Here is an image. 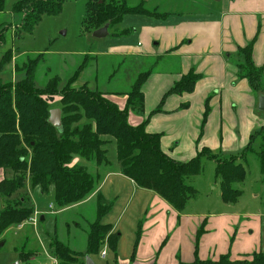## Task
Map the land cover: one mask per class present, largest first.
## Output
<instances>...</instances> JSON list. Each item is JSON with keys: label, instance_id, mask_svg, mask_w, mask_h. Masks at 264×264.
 Instances as JSON below:
<instances>
[{"label": "rangeland", "instance_id": "rangeland-1", "mask_svg": "<svg viewBox=\"0 0 264 264\" xmlns=\"http://www.w3.org/2000/svg\"><path fill=\"white\" fill-rule=\"evenodd\" d=\"M19 1L6 0L5 12L0 13V39L2 37L0 43V63L7 52L11 51L12 53L11 63L7 64L0 71V81L5 84L19 82L24 78V75L15 73V65L18 63L22 67L26 61L37 60L41 56L35 73V84L39 89L45 88L52 79L59 78V90H62L70 79L75 76L76 72L83 69L78 76V80L74 83V88L81 89L87 86L91 91L120 94L130 93L141 73L165 70L173 71L178 66L174 60L158 63L157 59L131 55L133 52L132 48H136L138 44H140L139 47H141L142 51L150 49L152 53L158 52L157 41L152 40V37L151 39L150 37H139L145 24L150 22L163 23L167 20L168 16V18L170 16L171 18L167 22L174 21L177 13L188 18L198 17L205 11V8H210L211 6L220 9L222 7V4H215L219 0H105L106 5L116 4L117 6L121 5V3L123 4L125 1L128 7H140L151 15H128L121 24L109 29L108 36L97 39L93 36L94 32L86 28L88 17L87 4L89 0H77L65 3L59 15L44 17L32 34H22L20 32L21 27L24 25L25 16L12 13L13 5ZM124 51L129 52L130 55H119V53ZM151 57L153 58V56ZM230 64H235L234 59L230 61ZM216 81L214 73L204 70L201 79L197 83L200 82L205 91L209 93L213 91L211 86ZM261 90L260 93L252 92V95L256 99L253 105H250L248 101L247 103H242L236 100L232 102L230 107L225 106L221 109L219 103L216 102L217 106H214V100L212 101L209 98L203 104L202 102L198 104L194 102L192 109H198L200 113L201 109H203L202 122L204 115L208 114L206 116L207 122L201 123L198 129L199 134L194 142L196 151L192 153L193 155L177 153L178 156L185 159L189 158L190 160L192 156L197 157L204 148H208L216 155L218 161L239 157L249 143V136L254 135L256 132L253 131V133L248 135L249 133L246 130L248 131L251 125L253 126L255 119L256 121L260 119L264 121V112L258 109L259 99L261 96H264V77L262 79ZM60 101L61 98L59 96H56L53 100H49L50 108L52 110L61 109ZM207 102L209 103L208 105ZM182 109H190V106L183 105ZM192 113L194 114L193 111ZM214 115L221 116L224 125L219 123L218 132L216 133L215 131L209 135L214 125L212 124ZM258 129V132L263 130L264 125L258 127ZM213 135H215V138H213ZM244 141H247L246 144H244ZM242 142L244 143L242 144ZM229 143V146L235 145L228 147L227 144ZM239 145H241V148L244 147V149L239 151V153H231L232 151L230 150L238 149ZM260 146L261 139H258L254 145L255 150L259 151ZM116 148L115 143L107 147L109 150L108 158L117 167L119 163L116 159ZM167 155L169 156V154ZM80 160L92 175H96L94 162ZM240 162L246 168L247 176L244 182L235 185V188L242 193L236 205L224 204L220 180L216 179L215 176L216 163L214 161L204 158L201 174L187 179V184L197 191V196L188 203L182 212L181 219L177 218V224L171 225L169 223L166 225L167 233L161 243L162 250L168 246L169 252L165 250L164 255L169 254L170 261L174 264H191L195 261L196 256L202 259L206 255V260L210 259L209 261L218 262L219 259H211L213 257L210 254L213 256L222 251L224 244L227 247V253L232 255L228 251V248L234 243L233 232L239 228V234H241L242 228L246 230L247 227H250L253 230L258 229V231L261 228L264 243V176L261 175L260 163L254 153L247 155L245 160ZM28 175L29 173L27 172ZM14 177L15 175L10 170L0 171V180L13 179ZM7 202L8 206H17L19 208H31L34 207L35 203H40L47 208L50 204H54L51 207L55 214L46 216V222L37 220L36 228L27 227L26 234H28V239L26 240L23 236H16L15 230L11 231L7 235L5 242L0 243V264H20L22 263L21 255H27L30 250L37 251L40 254L38 258H43V250L48 246L50 241L54 243L55 240L66 243V246L71 250L83 252L87 245L90 227L98 220L96 201L93 200L82 206L64 211L66 208H59L55 203L53 189L43 194L41 188H31L29 179L26 181V187L17 191ZM100 204L104 207L108 205L107 203L100 202L99 208ZM123 206L124 204L121 201L113 204L109 212L101 220V224L104 225L112 218V222L116 223L120 234H122L118 243L117 258L110 251L106 239L104 245L101 246L99 256L96 257L97 264H122L132 261L136 257L135 251L138 247L140 225L144 221V217H142L144 214L138 208V205L135 204L131 207L132 209L129 213L126 214L127 209L122 212ZM212 215L215 219H211L210 216ZM224 215L226 217L223 220L217 218ZM184 217L186 219H183ZM181 223L182 226H180ZM209 224L213 225V229H208ZM230 228H232L231 233ZM48 229L50 232H54L51 233L52 240L50 241V238L46 236V230ZM114 231L113 227V233H119ZM206 231H209V234ZM157 234L159 236L161 232L159 231ZM246 239H249V236ZM242 241L244 242L243 239ZM234 246V251H232L237 253V248L241 245L234 244ZM189 248L192 249L191 255H188ZM103 253H105V257ZM263 253H253L252 255L249 254L250 256L245 255V257L237 261L239 264H264ZM80 260L85 264L84 258H80ZM231 261L235 260L231 259ZM65 264L70 263L67 262Z\"/></svg>", "mask_w": 264, "mask_h": 264}, {"label": "trees", "instance_id": "trees-1", "mask_svg": "<svg viewBox=\"0 0 264 264\" xmlns=\"http://www.w3.org/2000/svg\"><path fill=\"white\" fill-rule=\"evenodd\" d=\"M70 1L77 0H20L13 5L12 13L25 16L20 32L32 34L44 17L59 15L65 3ZM5 3L6 0H0V13L5 12ZM87 8L86 28L91 32L106 25L109 29L117 26L128 15H151L140 7H128L125 1L117 6L106 5L105 0H89ZM253 48L254 42L239 50L244 62L238 65V69L240 78L247 79L252 90L260 93L264 69L255 66ZM40 59L41 56L37 60L26 61L22 67L18 63L15 65V73L24 75L19 82L5 84L0 81V171L10 170L15 175L13 179L0 181V194L6 198L10 199L26 187L29 179L31 187L41 188L43 194L53 189L54 201L59 208L84 202L105 176L116 169L108 158L107 149L114 143L121 173L139 188L156 193L179 213L197 196V191L186 181L201 174L204 158L216 163L215 176L220 180L222 200L226 204H236L242 196L235 185L244 182L247 176L246 168L240 162L247 155L254 153L257 156L264 176V129L250 136L244 152L236 159L218 161L212 151L204 148L190 161L178 162L162 150L160 135L148 133L144 124L134 127L128 121L129 110L138 113L144 110L143 86L151 72L138 76L128 93L127 108L121 110L108 94L91 91L87 86L74 88L83 69L78 70L62 90H59V78L52 79L45 88H37L35 73ZM11 60L9 51L0 63V71ZM200 79L201 75L191 71L167 95L191 93ZM56 96L61 98V128L49 123L52 110L49 100ZM207 115H204V120ZM258 139H261V146L256 151L254 145ZM75 158L94 162L96 175L83 165H74ZM110 207L100 204L98 220L90 227L86 253H74L63 243L54 241L53 253L60 264H73L80 258L98 255L106 239L110 251L117 258L120 234L113 233L112 225L101 224ZM33 215L31 208L7 206L0 214V237L11 226L24 224ZM191 264L239 263L231 261L230 255H224L218 262L203 261L196 256Z\"/></svg>", "mask_w": 264, "mask_h": 264}, {"label": "crops", "instance_id": "crops-1", "mask_svg": "<svg viewBox=\"0 0 264 264\" xmlns=\"http://www.w3.org/2000/svg\"><path fill=\"white\" fill-rule=\"evenodd\" d=\"M216 3L222 4V7L220 9L211 6L210 8H205V11L198 17L188 18L177 13L174 17V21L167 22L171 18V16L170 18H168V16L166 18L167 20L163 23L150 22L145 24L139 37H150V39L152 37V40H155V42L157 41L156 45L158 46V52L152 53L150 49L142 51L141 47H139L140 44H138L136 48H132L133 52L131 55L136 57L157 59L158 63H163L167 60H174L177 62L178 66L173 71L165 70L151 73L143 86L145 98L144 110L140 113L129 111L128 121L129 124L134 127L144 124L148 133L160 135L162 150L178 162H188L196 157L192 156L189 160V158H180L177 153L193 155L192 153L196 151L194 142L199 134L198 129L201 123L207 122V120H203L202 122L203 109H201V113L198 109H192L194 102L197 104L202 102L203 104L209 98L212 99V101L214 100V106H217L216 102L219 103L221 109L225 106L230 107L232 102L236 100L242 103H247L248 101L250 105H253L255 102L256 99L252 95L253 90L248 80L240 78L239 75L238 65L244 62L243 57L239 54V50L254 42L253 62L257 68L264 69V0H219L218 2L216 1L215 4ZM119 55L128 56L130 54L124 51L119 53ZM151 56H153V58ZM233 59L235 64L231 65L230 61ZM204 70L214 73L216 76L217 81L211 86L213 91L207 93L205 88L200 84L201 80L198 82L199 84H196L195 90L191 93L167 95L183 76L191 71L202 76ZM101 93L105 95L108 94L110 100L120 109L126 108L128 93ZM210 95H212V97H210ZM208 104L207 102V105ZM183 105H189L190 109L183 110ZM256 105H258V103H256ZM158 109L159 112H157ZM219 123L224 125L222 117L214 115L212 118V124L214 125L209 135L213 134L215 131L216 133L218 132ZM262 125H264L262 119L259 121L255 119L253 126L251 125L246 132L249 133L248 135L253 133V131L257 133L259 130L258 127H262ZM213 138H215V135H213ZM244 142H242V144H246L247 141ZM229 145L230 143L227 144V146L233 147L235 144L233 146ZM242 149H244V147L241 148V145H239L238 149L230 151H232L231 153H239ZM78 164L84 166V163H82L80 159H75L74 165ZM118 167L119 166H117L113 172L105 176L88 200L81 204L66 208L64 211L82 206L93 200L97 203V209H99L100 202L112 206L121 201L124 204L122 212L127 209L126 214L129 213L134 204L138 205V208L143 211L144 215L142 217H144V221H142L140 225L138 247L135 251L136 257L132 261H127L122 264H174L170 261L169 254L164 255L165 250L169 252L168 246L162 250L161 243L167 233L166 225L169 223H171V225L177 224V218L181 219L182 213L173 209L156 193L139 188L134 181L124 176ZM8 200V198L0 194V214L8 206ZM51 206H54V204H50L46 208L40 203H35L34 207H31V209L34 210L33 217L41 222H46V216L55 214ZM33 217L31 219H33ZM210 217L211 219H215L213 215ZM225 217L224 215L217 218L223 220ZM183 219L186 218L184 217ZM112 220L111 218V220L104 225H112L115 230L114 232H119L120 234L116 223L112 222ZM229 221H231V219H229ZM29 226L33 228L37 227V225L35 227L30 221L24 225L11 226L0 237V243H4L7 235L14 230L16 231V236H23L25 240L28 239L26 229ZM180 226H182V223ZM210 228L213 229L212 224L208 225V229ZM247 229L243 230L242 228L241 234H239L240 228L233 232L234 243L228 248V251L231 252L232 255L227 253V247L224 244L222 251L219 253L212 256V254L208 252V254L213 257L211 259L216 260L221 256L230 255L232 256V260L237 261L245 257V255L264 252L261 228L259 231L258 229L253 230L250 227H247ZM229 230L231 233L232 228ZM159 231L161 234L157 236ZM52 232L53 231L50 232L49 229L46 230V236L50 238L49 241L52 240ZM206 233L209 234V231H206ZM121 236L122 234H120V239ZM247 236H249V239H246ZM52 243L53 241H50L47 247L45 244L46 248L43 250V258H38L40 254L37 251L30 250L27 255H21L22 263L20 264H60L53 253ZM63 244L65 246L67 245L66 243ZM234 244L241 245L237 248V253L233 252L235 247ZM86 249L87 245L83 252L70 250L74 253L84 254L86 253ZM191 253L192 249H190L188 255H191ZM97 256L99 255L91 257L95 264H97ZM206 257L207 255L200 259L206 261ZM77 261V264H83L80 259Z\"/></svg>", "mask_w": 264, "mask_h": 264}, {"label": "water", "instance_id": "water-1", "mask_svg": "<svg viewBox=\"0 0 264 264\" xmlns=\"http://www.w3.org/2000/svg\"><path fill=\"white\" fill-rule=\"evenodd\" d=\"M109 34V25L104 26L103 28L95 31L93 36L97 39H102L108 36ZM259 111L264 112V96H261L259 99ZM49 123L55 128L62 127V111L61 109H53L50 111ZM85 264H95L90 257L85 258Z\"/></svg>", "mask_w": 264, "mask_h": 264}, {"label": "built area", "instance_id": "built-area-1", "mask_svg": "<svg viewBox=\"0 0 264 264\" xmlns=\"http://www.w3.org/2000/svg\"><path fill=\"white\" fill-rule=\"evenodd\" d=\"M34 226H36V223H37V219L34 218V219H30L29 220ZM103 256L105 257V253H103Z\"/></svg>", "mask_w": 264, "mask_h": 264}]
</instances>
